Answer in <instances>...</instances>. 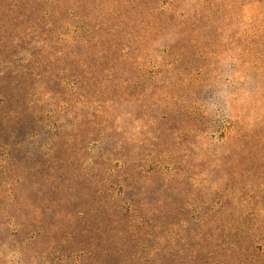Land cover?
Listing matches in <instances>:
<instances>
[{
  "label": "rangeland",
  "instance_id": "rangeland-1",
  "mask_svg": "<svg viewBox=\"0 0 264 264\" xmlns=\"http://www.w3.org/2000/svg\"><path fill=\"white\" fill-rule=\"evenodd\" d=\"M0 264H264V0H0Z\"/></svg>",
  "mask_w": 264,
  "mask_h": 264
}]
</instances>
